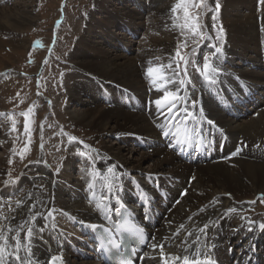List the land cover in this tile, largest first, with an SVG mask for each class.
<instances>
[{
	"label": "bare ground",
	"instance_id": "1",
	"mask_svg": "<svg viewBox=\"0 0 264 264\" xmlns=\"http://www.w3.org/2000/svg\"><path fill=\"white\" fill-rule=\"evenodd\" d=\"M254 1L226 0L228 31L221 45L222 55L214 61L220 71L212 83L196 73L188 77L191 83L186 80L184 85L161 79L166 75L180 81L179 74L174 75L175 60L172 69L166 67L176 42L171 16L157 9L160 28L169 32L160 36L157 46L146 44L142 48L140 42L132 40L147 27L138 11L108 6L105 0L95 2L102 17L91 23L98 31L87 28L84 37L76 40L74 55L79 60L72 67L81 80L66 89L65 116L74 127L94 134L88 146L100 142L101 147L91 148V156L79 158L81 163L76 165L70 145L69 154L55 171L42 154L19 179L7 184L2 168L5 163L0 159V206L8 217L4 223L15 228L37 213L25 225L32 228L31 238L21 233L24 250L20 256L25 261L46 264L50 257L62 255L67 264H98L88 251V230L83 227L96 223L106 206H114L115 201L130 202L134 185L149 190L148 181H158L166 189L170 204L159 207V199L150 193L157 218L156 226L149 229L151 244L145 250L144 264H163L161 250L154 249V244L164 246L168 264L175 255L198 244L206 251L216 244L213 254L225 263L231 256L234 262L241 261L253 242L257 244L256 253L264 254V229L260 227L264 219L245 214L253 210L256 201L264 200V36L257 39ZM153 2L145 0L143 4L155 8ZM107 16L119 18L117 24L110 25ZM33 21L30 12L6 15L0 11V29L14 31L16 25L21 28ZM155 53L165 60L155 62L151 58ZM162 65L163 69L148 75L149 67L159 69ZM165 88L177 91L186 100L184 104L177 102L180 114L175 119L154 103L164 96ZM192 101L196 102L194 109ZM184 108L195 115L186 118ZM181 131L215 147L210 161L188 165L179 160L170 142L173 133ZM222 139L224 153L219 154L217 146ZM0 140L9 142L6 136ZM136 146L142 147V152L133 157L138 152ZM240 147H244L241 152ZM147 161V167L142 166ZM109 168L114 169V176L108 173ZM50 210L51 217L47 215ZM205 224L208 227L202 232ZM196 237L198 243H194ZM5 264L19 262L9 258Z\"/></svg>",
	"mask_w": 264,
	"mask_h": 264
},
{
	"label": "rangeland",
	"instance_id": "2",
	"mask_svg": "<svg viewBox=\"0 0 264 264\" xmlns=\"http://www.w3.org/2000/svg\"><path fill=\"white\" fill-rule=\"evenodd\" d=\"M97 1L101 0H0V11L2 10L6 15L16 11H26L34 17V23L21 28L16 25L14 31L0 29V138L6 136L9 139L8 143L0 140V159L5 163L2 168L5 167L7 181L19 179L23 170L40 159L42 154L49 168L55 171L60 165V160L69 154L70 145L74 147L72 155L75 156L76 165L81 163L79 158L91 156V148L101 147L100 142L93 143L92 147L88 146L92 143L94 134L88 129L74 127L65 116L66 97H68L66 89H69L74 81L81 80L72 67V63L79 60L74 55L77 41L80 37H84L87 28H91L93 32L98 31L91 23L102 17L100 10L95 7ZM122 1L126 3L105 0L108 6L138 11L147 27L137 33L138 35L132 40L140 42L142 48L146 44L157 46L160 36L169 32L168 29L160 28L157 9L162 8L166 17H172L176 41L173 58L175 65L177 63L180 65V80L185 83L189 76L199 73L196 70L197 64L202 69L203 56L214 53L213 45L221 47L223 37L228 31L224 10L226 0H218L220 4L218 11L215 7L217 0H206L207 9H189L190 15L199 13L198 23L202 27L196 35L188 32L187 29L182 30L177 27L178 24L183 23L182 10L176 13L172 10L167 11V6L172 9L178 0H153L155 8L150 5L148 7L149 2L144 6L145 0ZM127 3L130 5L127 6ZM253 9L257 17L256 35L259 40L258 36H264L262 34L264 4L260 3V0H255ZM233 12L235 10L230 14ZM213 16L216 17L215 20ZM107 17L110 25L117 24L119 18ZM176 17L180 19L177 20ZM221 26L224 30L223 36L217 40V29ZM110 30L113 32L115 28L112 29L110 26ZM177 50L188 61L187 75L184 74V62L179 57H175ZM124 53L126 54L125 51ZM152 56L151 58L157 63L165 60L160 53ZM26 124L27 130H25ZM71 137L75 140H71ZM85 145L88 147H84ZM136 148L138 152L132 154L133 157H137L138 153L142 152L139 150L142 147L136 146ZM81 152L85 155H81ZM132 155L126 157L134 162ZM141 164L147 167L149 162ZM186 189H189V185H186ZM262 199L256 201L253 210H247L245 214L252 215L253 219H264Z\"/></svg>",
	"mask_w": 264,
	"mask_h": 264
},
{
	"label": "snow or ice",
	"instance_id": "3",
	"mask_svg": "<svg viewBox=\"0 0 264 264\" xmlns=\"http://www.w3.org/2000/svg\"><path fill=\"white\" fill-rule=\"evenodd\" d=\"M260 3L264 4V0H260ZM217 11L220 8V4L217 0L216 5H215ZM190 8H198V9H207V3L206 0H178L176 5L172 8V12L176 13L178 10L183 11V23L178 24L177 27L181 28L182 30L187 29L188 32H191L193 35L198 34L200 28L202 25L198 23V17L199 13H195L190 15L189 14V9ZM177 20L180 19V17H176ZM216 17L213 16V20H215ZM223 27H219L217 29V36L216 39L220 40L221 37L223 36ZM195 43V41H194ZM178 48L180 45L177 46ZM214 53L213 54H205L203 56V66L202 69L201 67L197 64L196 65V70L200 73V75L204 78L205 81L212 83L214 80V77L218 72L220 71L219 67L216 65L214 61H218L220 55H222V48L216 45H213ZM175 57H179L180 60L184 62V74L187 75V64L188 61L185 57L181 56V53L177 50L175 53ZM174 58H170L169 64L166 66L168 69H172V62ZM194 64H196L195 61H193ZM165 66H160L159 69L157 68H152L149 67L147 72L148 75L151 77L153 72L159 71L163 69ZM179 68L180 65L179 63L176 64V69L174 70V75L179 74ZM161 79L169 82V83H179L183 85L185 81L180 80L176 81L173 80L171 77H167L166 75H162ZM188 83H191V80L187 81ZM180 102V104L186 103L185 98L181 97L179 93L175 90L169 91L166 88L164 89V96L160 99H157L154 101L158 109H167V112L175 119L176 116L180 114V108L177 107V102ZM192 108L194 109L196 107V102L192 101ZM175 109V111H173ZM183 114L186 118L190 119L192 118L195 114L192 110L188 108H184ZM211 123V121H209ZM25 130H27V124L25 125ZM165 136L168 135L167 132L163 133ZM71 140H75L74 137L70 138ZM84 147H88L85 145ZM81 155H85V153L81 152ZM108 173H112L114 176V169L109 168L107 169ZM9 181H5L7 184ZM9 203V210H11V202ZM22 202H19L17 204V207H20V204ZM32 209H35V205L30 206ZM229 211H234L233 209H230ZM37 213L33 212V216L29 217L24 220L23 223H17L16 227L13 228L11 223L5 224L4 221L8 220V217H6L3 214L2 206H0V264H5V261L9 258L14 259L19 262V264H30V261H25L23 257L20 256V252L24 250V245H23V240L21 238V233H24L28 238H31L32 235V228L28 227L25 228V225L29 223L31 219H34L35 215ZM42 215V214H41ZM47 215L51 217L53 215V212L50 210L48 211ZM13 220L15 219L14 217L12 218ZM208 225L205 224L204 229H201L203 232L205 229H207ZM261 229H264V224L260 225ZM189 236L192 235V233H188ZM199 237H196V240L194 243H198ZM185 244L187 242H184ZM154 249L156 247H159L161 250V259L163 261V264H168V260L170 258H166L163 255V245H153L152 246ZM186 252H189V254L184 255V256H176L174 257V260L180 261L181 264H201V262L197 259H194L196 255H199L198 250H192L189 251L187 248L185 249ZM56 258H53V264H55ZM122 264H127L126 261H123Z\"/></svg>",
	"mask_w": 264,
	"mask_h": 264
}]
</instances>
